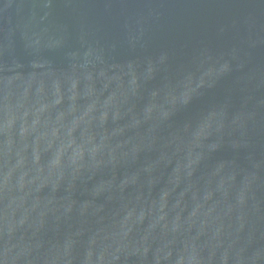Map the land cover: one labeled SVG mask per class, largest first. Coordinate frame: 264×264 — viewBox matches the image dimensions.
Instances as JSON below:
<instances>
[{"label": "water", "instance_id": "obj_1", "mask_svg": "<svg viewBox=\"0 0 264 264\" xmlns=\"http://www.w3.org/2000/svg\"><path fill=\"white\" fill-rule=\"evenodd\" d=\"M143 2L150 4L155 14L148 33L153 50L167 49L177 59L204 46L235 51L237 59L231 75L215 92L197 101L192 110L194 113L215 104L226 114L223 154L228 160L235 159V166L229 163L217 173L214 164L197 165L189 176L186 160L178 161L170 150L166 160L160 159L163 138L150 148L154 133L147 125L128 128L132 120L127 116L113 123L114 110L110 109L107 130L111 133L125 127L126 131L113 135L98 159L106 161L109 150H115L118 159L126 153V162L117 170V183L127 179L129 185L123 194L104 190L94 199L91 193L111 179V167L96 173L85 169L74 179L77 165L71 161L76 153L68 145L73 138L76 145L83 142L87 122L82 118L88 106L94 102L103 105L112 89L102 95H89V85L81 79L73 112L67 84L60 105L55 104L50 82L47 95L38 96L34 84L27 100L23 99L24 87L14 85L10 100L14 123L6 134L0 133V184L5 175H10L4 204L11 205L14 216L10 218L17 225L25 221L23 227H18L17 236H23L26 242L41 243L45 250L52 245L61 249L71 246L73 264H81L90 240L101 241L113 234L130 253L127 262L121 257V264H178L181 260L184 264H225V260L227 264H240L241 259L244 264H264V0ZM33 3L14 0L17 7L0 17V43L11 41L20 51L23 34L34 30L33 16L40 14ZM88 12L89 23H106L99 10ZM108 35L113 37L115 33L109 31ZM49 58L58 71H68L60 56ZM5 59L11 63L10 56ZM30 71L22 73L25 78ZM96 88L99 93L100 85ZM136 103L129 101L122 112ZM42 107L46 110L40 111ZM92 115L98 121L99 107ZM73 127L76 131L69 137ZM57 129L59 134L54 136ZM92 130L99 145L103 130L98 123ZM232 143L241 147L233 151ZM137 147L140 151L134 156ZM37 154L39 164L35 161ZM58 156L59 167L54 163ZM85 161L92 163L87 155ZM148 167L151 172L143 170ZM85 202L93 207L81 216ZM70 206L69 213L66 210ZM128 211L133 212V219L129 222L131 232L124 238L127 228L120 225ZM106 242L110 244L111 240Z\"/></svg>", "mask_w": 264, "mask_h": 264}, {"label": "clouds", "instance_id": "obj_2", "mask_svg": "<svg viewBox=\"0 0 264 264\" xmlns=\"http://www.w3.org/2000/svg\"><path fill=\"white\" fill-rule=\"evenodd\" d=\"M14 7H17L14 0H0V17L7 16ZM32 7L39 9L40 14L33 16L34 30L30 34H23L20 51L17 52L11 41L0 43V114H3L0 133L6 134L14 123L10 104L14 85L24 87L23 99L27 100L34 84L37 85L38 96L47 95L50 82L55 104L60 105L64 85L67 84L72 111L75 112V104L79 99L78 87L83 79L89 85V95H102L112 89L103 105L94 102L88 106L82 118H86L87 122L83 142L76 145L73 138L68 145L76 153L71 161L77 165L74 179L85 169L96 173L104 167H111V179L102 189L91 193L94 199L100 197L104 190L123 194L129 185L127 179L117 183V170L126 162V153L118 159L115 150H109L106 161L98 159L112 136L123 135L126 131L125 127H118L111 133L107 130L110 109L114 110L111 116L113 123L127 116L132 120L128 128L140 129L142 125H147L149 132L154 133L150 148H155L163 138L160 159L166 160L170 150L178 161L186 160L189 176L197 165L214 164L217 173L229 163L235 166V159L228 160L223 154L226 114L218 110L215 104L194 113L192 111L197 101L215 92L231 75L233 61L237 59L234 50L204 46L187 52L179 59L167 49L153 50L148 33L149 21L155 14L151 11V5L143 0H34ZM142 8L149 10L136 11ZM92 9L99 10L105 24L88 22V10ZM109 31L114 32L115 36L110 37ZM51 55L60 56L68 71H58L49 58ZM6 56H10V64ZM28 69L31 71L25 78L22 73ZM97 84L101 89L99 93ZM132 100L137 103L122 112L123 106ZM98 107L100 115L97 121L92 114ZM45 110L46 107L40 109ZM182 114H188L187 118L178 119ZM94 123H98L103 130L99 145L96 144V133L92 130ZM75 131V127L71 128L69 137ZM58 134V129L53 131L54 136ZM240 147L238 143L230 145L233 151ZM139 151L138 147L134 149V156ZM86 155L91 158V165L86 163ZM35 161L39 164L38 154ZM54 163L60 166L59 156ZM143 170L151 172L152 168ZM9 180L10 175H5L0 184V204H3L0 208V264H73L71 246L61 249L59 245H52L45 250L43 244L26 242L23 236H17L18 227H23L25 221L21 220L17 225L10 218L14 216V212L10 213L11 205L4 204ZM240 203H243V199ZM90 207H93L92 203L85 202L81 216ZM66 211L70 213L72 207ZM132 219L133 212L128 211L120 225L127 228L123 233L124 238L131 232L129 222ZM143 219L141 214L140 220ZM76 235L81 233L77 232ZM108 240H111L110 244L106 242ZM144 255H147V248ZM129 256L127 247L117 235H105L104 240L93 238L88 242L81 264H121V257L127 262ZM178 264L184 262L181 260ZM240 264H244L242 259Z\"/></svg>", "mask_w": 264, "mask_h": 264}]
</instances>
